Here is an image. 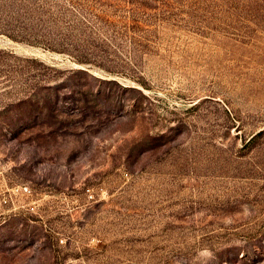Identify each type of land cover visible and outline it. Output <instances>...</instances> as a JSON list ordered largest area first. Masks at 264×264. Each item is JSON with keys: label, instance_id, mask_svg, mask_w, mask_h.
I'll return each instance as SVG.
<instances>
[{"label": "rangeland", "instance_id": "rangeland-1", "mask_svg": "<svg viewBox=\"0 0 264 264\" xmlns=\"http://www.w3.org/2000/svg\"><path fill=\"white\" fill-rule=\"evenodd\" d=\"M0 264H264V0H0Z\"/></svg>", "mask_w": 264, "mask_h": 264}, {"label": "built area", "instance_id": "built-area-1", "mask_svg": "<svg viewBox=\"0 0 264 264\" xmlns=\"http://www.w3.org/2000/svg\"><path fill=\"white\" fill-rule=\"evenodd\" d=\"M26 191H28L29 190V188L28 187H23Z\"/></svg>", "mask_w": 264, "mask_h": 264}]
</instances>
